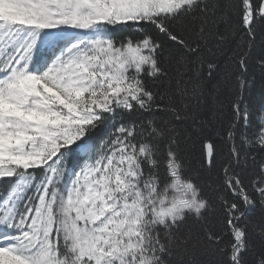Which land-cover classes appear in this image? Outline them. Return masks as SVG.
Here are the masks:
<instances>
[{
  "label": "snow or ice",
  "instance_id": "obj_1",
  "mask_svg": "<svg viewBox=\"0 0 264 264\" xmlns=\"http://www.w3.org/2000/svg\"><path fill=\"white\" fill-rule=\"evenodd\" d=\"M258 33L264 0H0V264H264Z\"/></svg>",
  "mask_w": 264,
  "mask_h": 264
},
{
  "label": "trees",
  "instance_id": "obj_2",
  "mask_svg": "<svg viewBox=\"0 0 264 264\" xmlns=\"http://www.w3.org/2000/svg\"><path fill=\"white\" fill-rule=\"evenodd\" d=\"M194 30V26H190ZM223 30V29H221ZM235 49V43L232 41H226L222 48L219 50L217 57L218 63L220 64V74L216 79L205 82L203 85V96L201 98V104L198 110V114L204 119H211L214 112L217 111L219 105L217 100H224L226 92L224 90L225 76L228 77L227 83H235L232 77V67L228 63V57L231 51ZM264 51V33H258L256 37L255 45L253 46L251 53L249 54V72L247 77L249 80V87L245 93V98L248 104L252 107V110L260 108L261 104H264V79L261 77V63L260 55ZM219 87V96H217ZM189 159L192 164L195 165L197 160L200 158L201 148L197 145H189L188 147ZM183 231V229H182ZM196 241H192L195 244ZM191 246V245H190Z\"/></svg>",
  "mask_w": 264,
  "mask_h": 264
}]
</instances>
